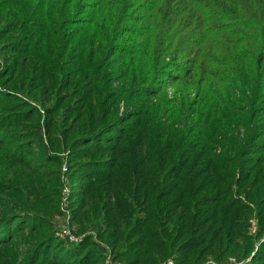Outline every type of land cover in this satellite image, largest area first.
Listing matches in <instances>:
<instances>
[{"label":"trees","instance_id":"1","mask_svg":"<svg viewBox=\"0 0 264 264\" xmlns=\"http://www.w3.org/2000/svg\"><path fill=\"white\" fill-rule=\"evenodd\" d=\"M0 42V264H105L64 163L124 264H264V0H0Z\"/></svg>","mask_w":264,"mask_h":264},{"label":"rangeland","instance_id":"2","mask_svg":"<svg viewBox=\"0 0 264 264\" xmlns=\"http://www.w3.org/2000/svg\"><path fill=\"white\" fill-rule=\"evenodd\" d=\"M2 42H0L1 44ZM1 48V45H0ZM167 54V55H166ZM165 59L170 60V56H168L169 52L166 53ZM173 54V53H172ZM2 52L0 50V70H2L5 66V60L2 57ZM174 57L177 55V53L173 54ZM223 57V55H221ZM238 56V54H236ZM249 62V59H247ZM247 70L251 71L252 66L249 65L247 67ZM242 75V74H241ZM242 77H245V75H242ZM165 93L169 99H174L178 95V97H183V92L179 93L176 91V83L177 81H173L172 79L168 78L165 80ZM172 82H176L173 84ZM186 91H192V88L187 87ZM40 107V106H39ZM128 105L122 101L120 103V114H123ZM42 113H44V110L41 109ZM61 154V153H60ZM59 154V155H60ZM63 154V155H62ZM62 158H65L66 155L68 154L67 152L63 151L62 152ZM67 165V163H64L62 166L61 170V175H60V182H61V188H60V200H59V211L54 215L53 222L55 223L56 227L59 230V233L61 234V237H66V238H71L70 235L73 237H77V240L74 242H77L80 236H83L85 234H93L96 238V240L99 242L100 246H104L107 249V255L104 258V263L105 264H124L121 260L116 259L115 254L113 252L112 247L103 241L100 237H98L97 231L95 229H89L87 231H80L78 230V225L73 222V214L71 212V191H72V185L77 184V182L74 183V180L71 178L69 174V168L67 165V170H64V165ZM77 186V185H76ZM249 203H253L251 201H248ZM254 207V204L251 205ZM257 210L252 214L250 219L248 220V231L249 233L256 232V230L259 229V217H258V212ZM67 231V233H66ZM72 241V240H71ZM235 263V258H230L228 259V263ZM237 264V261H236Z\"/></svg>","mask_w":264,"mask_h":264},{"label":"built area","instance_id":"3","mask_svg":"<svg viewBox=\"0 0 264 264\" xmlns=\"http://www.w3.org/2000/svg\"><path fill=\"white\" fill-rule=\"evenodd\" d=\"M64 170H67V165L66 164L64 165ZM66 233H67V231H66ZM70 237H71L70 240H72V241L77 240V237H73L72 235H70Z\"/></svg>","mask_w":264,"mask_h":264}]
</instances>
